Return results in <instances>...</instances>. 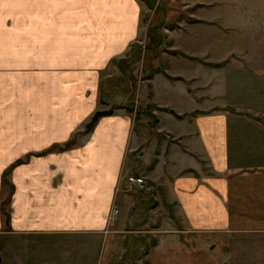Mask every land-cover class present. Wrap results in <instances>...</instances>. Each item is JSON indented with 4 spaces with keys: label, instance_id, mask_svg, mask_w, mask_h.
<instances>
[{
    "label": "crops",
    "instance_id": "crops-1",
    "mask_svg": "<svg viewBox=\"0 0 264 264\" xmlns=\"http://www.w3.org/2000/svg\"><path fill=\"white\" fill-rule=\"evenodd\" d=\"M142 16V0H0L1 264H98L120 191L122 206L129 200L124 162L141 130L125 108L86 126ZM231 58H202L195 74L158 71L179 101L164 100L151 79L166 136L138 174L161 186L183 230L209 231L216 259L264 264V227L255 225L264 223V111L245 98L253 84L264 101V70Z\"/></svg>",
    "mask_w": 264,
    "mask_h": 264
},
{
    "label": "rangeland",
    "instance_id": "rangeland-1",
    "mask_svg": "<svg viewBox=\"0 0 264 264\" xmlns=\"http://www.w3.org/2000/svg\"><path fill=\"white\" fill-rule=\"evenodd\" d=\"M142 3L139 40L126 56L107 69L101 87V97L106 102L103 109L125 108L135 117L134 129L141 130V145L137 150L127 151L121 189L128 193L129 200L123 201L122 206L124 192L120 191L119 209L115 207L110 215L111 224L99 251L98 264H225L215 258L209 231L183 230L185 218L174 204H169L161 186L152 181L150 174H138L142 172L146 151L155 157L166 136L157 132L161 109L153 102L151 79L158 71L165 73V69L172 74L198 73L197 67L203 66L202 58L226 60L232 56L231 60L244 61L252 73L263 71L264 0H142ZM171 50L195 56L191 55V59L174 55ZM236 65L231 64V68ZM163 75H156L155 81L161 96L171 102L179 101L181 90L169 88ZM261 83L259 90L264 85ZM255 86H248L245 98L250 110L264 111V101H257L263 96L252 93ZM95 124L86 126L87 130ZM174 124L163 119L165 127H176L178 123ZM129 175L142 176L144 182H131ZM256 220L263 222L264 218ZM255 225L264 227V223ZM257 235L264 241V231Z\"/></svg>",
    "mask_w": 264,
    "mask_h": 264
},
{
    "label": "water",
    "instance_id": "water-1",
    "mask_svg": "<svg viewBox=\"0 0 264 264\" xmlns=\"http://www.w3.org/2000/svg\"><path fill=\"white\" fill-rule=\"evenodd\" d=\"M115 111L114 107L108 108V109H100L96 111V113L93 115L92 120L88 123V128L92 127L96 121L103 115L111 114ZM172 111L175 112V110L172 109ZM0 264H1V256H0Z\"/></svg>",
    "mask_w": 264,
    "mask_h": 264
},
{
    "label": "trees",
    "instance_id": "trees-1",
    "mask_svg": "<svg viewBox=\"0 0 264 264\" xmlns=\"http://www.w3.org/2000/svg\"><path fill=\"white\" fill-rule=\"evenodd\" d=\"M171 53H173V54H180V53H182V54H184V55H187L186 53H184V52H180V50H171ZM203 60V59H202ZM207 62V61H206ZM225 62L223 61V62H207V64H213V65H215V66H222L223 64H224ZM72 143V141L69 143V144H71ZM69 144H67V145H69Z\"/></svg>",
    "mask_w": 264,
    "mask_h": 264
},
{
    "label": "built area",
    "instance_id": "built-area-1",
    "mask_svg": "<svg viewBox=\"0 0 264 264\" xmlns=\"http://www.w3.org/2000/svg\"><path fill=\"white\" fill-rule=\"evenodd\" d=\"M128 179L131 182L140 183V184H142V182H144V177L138 176V175H129Z\"/></svg>",
    "mask_w": 264,
    "mask_h": 264
}]
</instances>
